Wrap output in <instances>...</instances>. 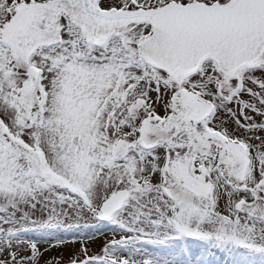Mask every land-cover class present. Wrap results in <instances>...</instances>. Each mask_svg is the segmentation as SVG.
Here are the masks:
<instances>
[{"label":"snow or ice","instance_id":"1","mask_svg":"<svg viewBox=\"0 0 264 264\" xmlns=\"http://www.w3.org/2000/svg\"><path fill=\"white\" fill-rule=\"evenodd\" d=\"M0 264H264V0H0Z\"/></svg>","mask_w":264,"mask_h":264}]
</instances>
